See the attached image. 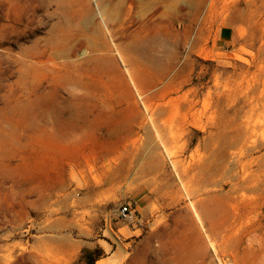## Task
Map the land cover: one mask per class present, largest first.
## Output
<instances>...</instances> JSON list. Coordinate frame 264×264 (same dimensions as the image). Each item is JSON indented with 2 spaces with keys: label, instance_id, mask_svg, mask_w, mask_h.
Segmentation results:
<instances>
[{
  "label": "rangeland",
  "instance_id": "obj_1",
  "mask_svg": "<svg viewBox=\"0 0 264 264\" xmlns=\"http://www.w3.org/2000/svg\"><path fill=\"white\" fill-rule=\"evenodd\" d=\"M150 12L0 0V264H264V0Z\"/></svg>",
  "mask_w": 264,
  "mask_h": 264
},
{
  "label": "bare ground",
  "instance_id": "obj_2",
  "mask_svg": "<svg viewBox=\"0 0 264 264\" xmlns=\"http://www.w3.org/2000/svg\"><path fill=\"white\" fill-rule=\"evenodd\" d=\"M137 3L145 4L146 6L150 7V11H151L150 12V20L146 22V28L144 27L145 32H146V30L149 29V26H151V28H152L153 26H155L156 20H158L159 0H130V8H132L133 5L137 4ZM130 12H131V10H130ZM128 22H129V24L135 22V17L132 16V14L129 17ZM129 37L132 39L131 44H133L134 47H136L139 50L140 49L143 50V52L147 56H149L148 47H149L150 42L148 43V40L145 37L137 39V36L135 35V32H133V31H131L129 33ZM150 56H151V54H150Z\"/></svg>",
  "mask_w": 264,
  "mask_h": 264
},
{
  "label": "crops",
  "instance_id": "obj_3",
  "mask_svg": "<svg viewBox=\"0 0 264 264\" xmlns=\"http://www.w3.org/2000/svg\"><path fill=\"white\" fill-rule=\"evenodd\" d=\"M229 35V31L227 29L222 30L220 39H227ZM149 204L148 198L145 195H139L134 198L135 208L144 209Z\"/></svg>",
  "mask_w": 264,
  "mask_h": 264
},
{
  "label": "built area",
  "instance_id": "obj_4",
  "mask_svg": "<svg viewBox=\"0 0 264 264\" xmlns=\"http://www.w3.org/2000/svg\"><path fill=\"white\" fill-rule=\"evenodd\" d=\"M136 215V208L130 202L124 204L119 212L122 219H132Z\"/></svg>",
  "mask_w": 264,
  "mask_h": 264
}]
</instances>
